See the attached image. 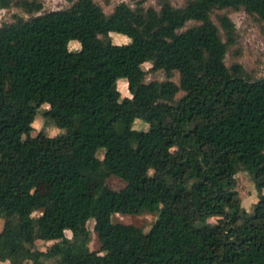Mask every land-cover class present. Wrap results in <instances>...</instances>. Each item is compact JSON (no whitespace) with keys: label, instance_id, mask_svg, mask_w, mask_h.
Returning <instances> with one entry per match:
<instances>
[{"label":"trees","instance_id":"trees-1","mask_svg":"<svg viewBox=\"0 0 264 264\" xmlns=\"http://www.w3.org/2000/svg\"><path fill=\"white\" fill-rule=\"evenodd\" d=\"M67 1L39 12L40 0H0L26 14L0 22V261L264 264V75L224 62L235 27L225 13L210 18L242 8L264 22V0L119 1L109 12ZM144 62L190 74L146 80ZM42 104L45 122L62 131L41 143L31 130ZM239 170L257 191L250 211L235 188ZM109 175L124 185L109 187ZM37 180L48 184L38 200ZM114 212L155 217L144 231L112 221ZM36 239L52 242L32 249Z\"/></svg>","mask_w":264,"mask_h":264},{"label":"rangeland","instance_id":"rangeland-1","mask_svg":"<svg viewBox=\"0 0 264 264\" xmlns=\"http://www.w3.org/2000/svg\"><path fill=\"white\" fill-rule=\"evenodd\" d=\"M42 4V8L39 10L47 11L51 9L64 8L69 6V2L67 0H40ZM98 4L101 5L105 12H109L113 5L119 1H125L131 6H135L136 2L139 0H95ZM173 5L179 6L183 4L185 0H169ZM141 5L146 7L148 5H152L157 7L156 0H142ZM13 13H21L22 15H26L21 12L18 8L9 7V8H0V22L7 21L11 19V15ZM225 13L230 20L233 22L235 27V40L228 47L227 52L224 56V62L228 65L231 62H238L242 65L245 71L251 77H258L264 75V22L259 20L255 15L249 14L244 11L242 8L232 9V8H221V9H213L210 13V18L214 23L216 21V15ZM194 21H187L186 26L192 24ZM98 31L102 32V27H98ZM108 35L112 42L114 43H125L129 41V38L121 33L117 32H108ZM78 47V43L76 41H70L68 43V48L74 49ZM149 62H144L141 64V67L146 70L145 79L146 80H161L164 78H169L173 81H177L180 75L190 74V70H184L182 72L172 71L170 75H166L162 70L149 71L147 68L149 67ZM107 73V71H103ZM117 89L121 96H129V92L127 89L126 80L123 77L117 78L116 80ZM180 94L177 93V95ZM138 106L146 108L149 104V101H138L135 100ZM45 104H42L38 108V112L36 113L31 130L32 135H37L38 140L42 143L46 136H50L56 134L58 131H62L61 128H58L52 125L50 122H45L43 116L41 115V110L45 107ZM135 128H144L146 124L139 119H136L133 123ZM102 148H97L96 155L102 156ZM124 180L121 178L109 175L106 178V184L114 189H118L124 185ZM48 188V184L44 183L41 180H37L35 187L33 188V192L35 194L36 199H39V195L46 191ZM235 188L238 192L240 204L241 206L250 211L252 204L257 199V191L254 188V185L247 174V172L243 170H239L235 173ZM90 189V187L88 188ZM39 210L33 211L32 214H38ZM155 215L151 213H141V214H125L114 212L111 214V220L114 222H123V223H131L134 224L142 230H147L152 221L154 220ZM216 216L209 217V220L214 222L216 220ZM92 222L93 219L89 218L86 222V226L90 230V240L88 242V246L91 249H97L100 246L99 241L96 238L95 232L92 230ZM2 224V219H0V227ZM67 235H70L68 231L65 232ZM52 241H45L36 239L34 241L32 249H44L47 247ZM189 252L193 253L194 248L192 245L188 246ZM30 254V253H29ZM108 257L115 256L114 253L108 254ZM21 264H31L29 261L21 263Z\"/></svg>","mask_w":264,"mask_h":264},{"label":"crops","instance_id":"crops-1","mask_svg":"<svg viewBox=\"0 0 264 264\" xmlns=\"http://www.w3.org/2000/svg\"><path fill=\"white\" fill-rule=\"evenodd\" d=\"M0 264H9L7 260L0 261Z\"/></svg>","mask_w":264,"mask_h":264},{"label":"water","instance_id":"water-1","mask_svg":"<svg viewBox=\"0 0 264 264\" xmlns=\"http://www.w3.org/2000/svg\"><path fill=\"white\" fill-rule=\"evenodd\" d=\"M158 217V214L156 215V218Z\"/></svg>","mask_w":264,"mask_h":264}]
</instances>
